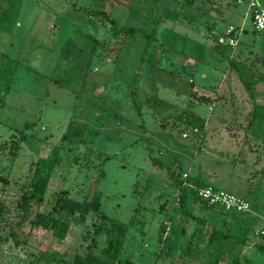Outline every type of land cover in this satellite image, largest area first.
Returning <instances> with one entry per match:
<instances>
[{
	"label": "rangeland",
	"instance_id": "rangeland-1",
	"mask_svg": "<svg viewBox=\"0 0 264 264\" xmlns=\"http://www.w3.org/2000/svg\"><path fill=\"white\" fill-rule=\"evenodd\" d=\"M248 2L0 0L1 237L35 165L47 176L20 227L25 242L2 240L0 264L83 253L98 219L88 207L94 190L113 218L138 207L143 225L128 230L122 252L134 264H264V80L250 93L227 66L232 57L264 71V33L253 31ZM229 25L234 45L225 44ZM189 111L205 119L202 129ZM166 167L243 197L254 236L235 243L227 216L190 198L180 204ZM161 222L167 253L155 259ZM212 226L226 237L207 246Z\"/></svg>",
	"mask_w": 264,
	"mask_h": 264
},
{
	"label": "trees",
	"instance_id": "trees-1",
	"mask_svg": "<svg viewBox=\"0 0 264 264\" xmlns=\"http://www.w3.org/2000/svg\"><path fill=\"white\" fill-rule=\"evenodd\" d=\"M219 37V36H218ZM212 40L214 42L213 49L217 52L220 51V45L218 43L217 36H213ZM227 66L231 69L236 76L238 77L240 83L243 87L251 91V86L259 81L264 80V71L256 72L254 75L248 65H245L244 62L237 61L232 57L227 58ZM192 87V86H191ZM251 93V92H250ZM197 99L200 102H209V98L205 96H197ZM256 115L253 114L252 119L255 118ZM186 118L191 119L193 122V126L199 129H202L204 124V118L200 117L191 111L187 113ZM24 126L26 128L29 127L28 123H25ZM15 131L19 135V140L23 141L26 136L24 133V129H15ZM152 164L162 165L161 161H158L155 157L150 158ZM37 164L34 167L32 172V177L27 184V188L23 194H21L19 201L17 202V207L19 208V213L17 215V220L12 227L8 229V231L4 234L3 237L0 235V242L2 240H6L10 238V240L15 245H19L25 242L26 237L22 236L20 232V227L26 218L28 217V208L31 204L39 205L43 200V195L46 190L47 185V176L45 174L39 173L37 170ZM168 167V166H167ZM166 167V168H167ZM168 176L172 179L173 184L179 190L181 196L179 197V203L184 204L185 198H190L191 201L199 202V208L201 210H216L217 213L222 214V216H227L231 221V228L234 234L233 241L235 243H243L245 241L246 233H249V237H253V233L250 230L249 226L244 225L246 221L251 223L253 219V215L244 213V212H235V211H227L222 210L218 206L207 205L203 200H201L198 195V189L211 186L217 188L216 186L209 185L203 181H201L198 177H190L185 179V182H182L178 179L177 175H174L171 169H168ZM230 191V190H229ZM65 191H61L63 194ZM101 193L100 191L94 190L91 194V197L88 201V207L94 213H97L98 219L97 223L94 224V234L90 238L89 244L83 253H75L73 256L62 259L58 262V264H134V261L128 257L123 255V244L124 240L127 237L128 230L130 228H136L138 230L141 229L143 225V221L137 217L138 207L135 206L132 210L131 215L128 217L126 221H121L119 219L113 218L109 216L101 209L100 203ZM61 198L58 197L55 205L60 204ZM2 210H0V213ZM255 221V220H254ZM30 225H33V220L31 218L28 219ZM167 224L165 222H161L157 228L158 236L155 238L158 248L155 252V259L159 258L161 254H166V248L164 245L165 237H162L161 234L164 235L167 231ZM222 228L210 227L205 240V245L212 246L218 240H223L226 237V233L221 231ZM104 235L103 243L99 244V240L96 239L97 236L101 233ZM196 231H200L197 229ZM60 234V233H59ZM257 248L264 252V243H259ZM216 260V258L214 259Z\"/></svg>",
	"mask_w": 264,
	"mask_h": 264
},
{
	"label": "built area",
	"instance_id": "built-area-1",
	"mask_svg": "<svg viewBox=\"0 0 264 264\" xmlns=\"http://www.w3.org/2000/svg\"><path fill=\"white\" fill-rule=\"evenodd\" d=\"M249 18L254 32L264 33V6L258 0L248 2ZM224 35L227 38V45H234L236 42V30L228 26ZM184 135V134H183ZM198 197L207 205L218 206L227 211L245 212L248 210V202L241 196L223 188L205 186L197 191ZM263 234V231H260Z\"/></svg>",
	"mask_w": 264,
	"mask_h": 264
}]
</instances>
